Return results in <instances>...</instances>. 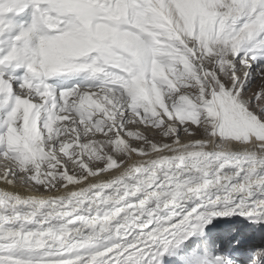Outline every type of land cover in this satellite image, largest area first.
Masks as SVG:
<instances>
[{
	"label": "snow or ice",
	"instance_id": "1",
	"mask_svg": "<svg viewBox=\"0 0 264 264\" xmlns=\"http://www.w3.org/2000/svg\"><path fill=\"white\" fill-rule=\"evenodd\" d=\"M0 162V264H264V0H0Z\"/></svg>",
	"mask_w": 264,
	"mask_h": 264
},
{
	"label": "bare ground",
	"instance_id": "2",
	"mask_svg": "<svg viewBox=\"0 0 264 264\" xmlns=\"http://www.w3.org/2000/svg\"><path fill=\"white\" fill-rule=\"evenodd\" d=\"M0 169H2V165H1ZM234 218H235V220H244L243 217H234Z\"/></svg>",
	"mask_w": 264,
	"mask_h": 264
},
{
	"label": "rangeland",
	"instance_id": "3",
	"mask_svg": "<svg viewBox=\"0 0 264 264\" xmlns=\"http://www.w3.org/2000/svg\"><path fill=\"white\" fill-rule=\"evenodd\" d=\"M1 165H2V162H0V167H1ZM232 219H235V218H232ZM244 219V218H243ZM245 223H247V221H245Z\"/></svg>",
	"mask_w": 264,
	"mask_h": 264
}]
</instances>
